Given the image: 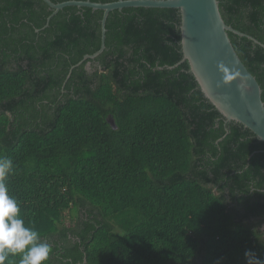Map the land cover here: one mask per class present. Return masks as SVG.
Listing matches in <instances>:
<instances>
[{"label":"trees","instance_id":"16d2710c","mask_svg":"<svg viewBox=\"0 0 264 264\" xmlns=\"http://www.w3.org/2000/svg\"><path fill=\"white\" fill-rule=\"evenodd\" d=\"M219 1L264 43V0ZM52 12L0 0V156L25 226L53 248L46 264L264 260V142L181 62L180 10L110 12L106 49L70 78L100 49L104 11L66 7L45 27ZM230 37L264 100V47Z\"/></svg>","mask_w":264,"mask_h":264},{"label":"water","instance_id":"95a60500","mask_svg":"<svg viewBox=\"0 0 264 264\" xmlns=\"http://www.w3.org/2000/svg\"><path fill=\"white\" fill-rule=\"evenodd\" d=\"M44 2L53 10L45 27L49 25L54 15L66 7H89L104 11L101 21L100 49L93 54L85 55L80 62L72 66L68 78L74 68L85 61L95 60L106 49V23L110 12L129 7L179 9L183 52L181 62L189 63L190 72L196 78L201 90L222 113L226 123L231 121L241 123L264 142L263 90L257 78L237 53L230 32L247 37L263 47L264 43L227 24L222 15L219 0H118L109 3L91 0H68L55 3L52 0H44ZM181 62L169 68L172 69ZM228 77L232 78L228 79ZM108 121L116 128L113 118H108Z\"/></svg>","mask_w":264,"mask_h":264},{"label":"clouds","instance_id":"9594fccd","mask_svg":"<svg viewBox=\"0 0 264 264\" xmlns=\"http://www.w3.org/2000/svg\"><path fill=\"white\" fill-rule=\"evenodd\" d=\"M13 168L10 158L0 156V264H13L9 257L17 255L18 264H46L53 253L52 246L41 242L37 230L25 226L19 202L9 194L5 181ZM245 256L247 264H264L251 250Z\"/></svg>","mask_w":264,"mask_h":264},{"label":"flooded vegetation","instance_id":"af4514ba","mask_svg":"<svg viewBox=\"0 0 264 264\" xmlns=\"http://www.w3.org/2000/svg\"><path fill=\"white\" fill-rule=\"evenodd\" d=\"M88 66H89L88 68H90V67H91V65H90V64H88Z\"/></svg>","mask_w":264,"mask_h":264}]
</instances>
